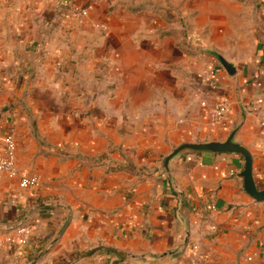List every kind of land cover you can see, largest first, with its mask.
<instances>
[{"label": "crops", "instance_id": "0c3cea01", "mask_svg": "<svg viewBox=\"0 0 264 264\" xmlns=\"http://www.w3.org/2000/svg\"><path fill=\"white\" fill-rule=\"evenodd\" d=\"M71 1L88 16L0 0V152L12 134L18 169L39 177L31 190L0 177V264H190L193 245L201 264H264V202L240 155L183 153L175 187L162 168L239 126L264 189V0ZM220 99L231 111L214 126ZM24 223L27 247L1 245ZM99 246L128 257L78 261Z\"/></svg>", "mask_w": 264, "mask_h": 264}, {"label": "built area", "instance_id": "2783aa9c", "mask_svg": "<svg viewBox=\"0 0 264 264\" xmlns=\"http://www.w3.org/2000/svg\"><path fill=\"white\" fill-rule=\"evenodd\" d=\"M57 5L60 10L66 11L73 15L74 17H86L89 14L87 8H82L77 4L73 3L71 0H56ZM105 24L96 25L98 29H106ZM58 66L60 64H57ZM199 94L201 91L198 90ZM201 104L207 107L206 99H201ZM230 108L228 105L222 101H216L212 106L209 107V115L211 123L216 125H221L229 115ZM261 128L264 130V121L260 123ZM94 165L100 163L104 164V160L93 161ZM7 176L10 179L18 178L19 187L22 190H31L38 186L39 177L36 175H30L26 171H21L17 166V145L12 134H7L4 139V147L0 152V177ZM214 209V208H213ZM33 236V227L28 224H20L14 228L13 235L7 237L2 244H7L9 246H16L19 249H24L30 244L31 238ZM193 255L190 260V264H201L202 258L198 252V246H192ZM255 255L246 257L248 264H255Z\"/></svg>", "mask_w": 264, "mask_h": 264}, {"label": "water", "instance_id": "95a60500", "mask_svg": "<svg viewBox=\"0 0 264 264\" xmlns=\"http://www.w3.org/2000/svg\"><path fill=\"white\" fill-rule=\"evenodd\" d=\"M220 61L229 74H233L235 72L234 67L232 65L228 64L223 59H220ZM238 130H239V126L236 127L231 132L229 137L223 142L184 143L174 148L173 151L169 155H167V157L164 159L163 167H162L163 170L166 172L167 177L170 180L171 184L174 186L173 184L174 182L171 174V168H170L171 161L183 153L186 152H206L212 154L234 153L240 155L243 158V162H244L243 169L239 173V177L243 179L244 191L256 202H264V189L258 188L254 179L252 155L246 147H244L243 145H241L236 141V134ZM56 206L60 207V205H56ZM63 208L67 210L68 215L62 229L59 232V235H62L64 233L71 220V212L67 208L65 207ZM98 251H108L114 253L115 255L121 258L128 257L126 253L118 249L112 247H106V246H99L93 249L87 255L81 257L78 261L84 260Z\"/></svg>", "mask_w": 264, "mask_h": 264}, {"label": "rangeland", "instance_id": "374dc122", "mask_svg": "<svg viewBox=\"0 0 264 264\" xmlns=\"http://www.w3.org/2000/svg\"><path fill=\"white\" fill-rule=\"evenodd\" d=\"M97 25H100V24H97ZM106 26V25H105ZM96 27V26H95ZM98 29V28H97ZM99 31H101V32H105L106 30H107V27H106V29L104 30V29H98ZM201 101L202 100H200V104H201ZM218 101H222V102H224V103H226L227 105H228V107L230 108V111H231V107H230V104L226 101V100H222V99H220V100H218ZM202 105V104H201ZM203 106V105H202ZM205 107V106H204ZM229 114H230V112H229ZM228 117V116H227ZM212 124V123H211ZM97 160H100V159H97ZM87 162V161H86ZM85 162V163H86ZM91 162V161H90ZM92 164V163H91ZM93 164H94V162H93ZM104 164H106V162L104 161ZM104 164H102V165H104ZM100 163H98V164H96L95 165V167H100V166H102ZM214 208V207H213ZM212 208V209H213ZM215 209V208H214ZM213 209V210H214ZM30 224V223H29ZM31 225V224H30ZM32 226V225H31Z\"/></svg>", "mask_w": 264, "mask_h": 264}, {"label": "trees", "instance_id": "16d2710c", "mask_svg": "<svg viewBox=\"0 0 264 264\" xmlns=\"http://www.w3.org/2000/svg\"><path fill=\"white\" fill-rule=\"evenodd\" d=\"M44 208H45V209H52L53 206H45ZM109 254H111V253H109Z\"/></svg>", "mask_w": 264, "mask_h": 264}]
</instances>
